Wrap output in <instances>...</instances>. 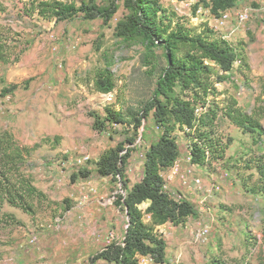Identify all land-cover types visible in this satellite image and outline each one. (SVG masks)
<instances>
[{
	"label": "rangeland",
	"instance_id": "obj_1",
	"mask_svg": "<svg viewBox=\"0 0 264 264\" xmlns=\"http://www.w3.org/2000/svg\"><path fill=\"white\" fill-rule=\"evenodd\" d=\"M0 1L6 6L0 12V25L10 28L18 40L17 52L23 50L19 62H0V130L10 129L22 144L38 145L24 170L46 194L34 214L6 206L20 223L0 228V264H111L90 259L106 243L122 239L129 217L117 202L127 191L121 180L99 175L97 161L123 143L132 149L125 171L130 185L142 177L144 152L160 131L153 111L138 131L133 121L152 98L167 66L165 49L155 48L159 65L148 75L144 39L120 34L130 13L124 0H116L118 10L107 24L82 15L49 21L23 13L29 0ZM94 1L104 5L111 0ZM261 1L237 0L231 21L220 27L219 15L202 0H160L190 25L212 28L244 48L250 69L241 72L238 62L232 70L221 72L225 77L216 84L221 94L215 99L221 101V108L228 96L236 98L247 114L264 107V13L242 25L235 20L239 7ZM100 67H109L117 77L110 93L97 92L90 80ZM12 84L18 87L4 93ZM108 106L121 110L127 122L105 120ZM221 108L216 132L229 142L226 157L196 168L201 188L183 184L179 176L168 181L171 194L185 195L197 210L181 225L186 250L183 264H264V193L252 191L259 175L254 166H248L252 158L264 153V131L243 130ZM261 120L264 129V116ZM175 134L179 164L185 170L192 167L190 141L181 130ZM80 170L90 175L73 181L72 175ZM141 208L145 209V203ZM203 225L210 226V236L206 243L196 244L194 236Z\"/></svg>",
	"mask_w": 264,
	"mask_h": 264
},
{
	"label": "trees",
	"instance_id": "obj_2",
	"mask_svg": "<svg viewBox=\"0 0 264 264\" xmlns=\"http://www.w3.org/2000/svg\"><path fill=\"white\" fill-rule=\"evenodd\" d=\"M202 1L214 15L237 6V0ZM124 6L130 13L120 34L125 38L141 36L144 39L147 46L144 63L148 67V75H152L159 65L155 48L163 47L166 52L167 66L157 80L153 96L133 121L134 129L138 131L143 119L153 111L160 135L146 148L143 176L132 185L125 174L132 149L124 148L120 143L103 153L97 161L99 175L119 179L123 183L127 194H121L117 204L124 207L129 218L124 237L106 243L90 261L143 264L142 259L147 257L154 264H161L166 261V241L159 227L167 222L184 225L197 214L190 200L177 199L170 193L163 176V172L180 157L175 131H183L189 139L194 164L211 165L214 161L223 160L229 142L216 132V119L221 108V101L215 99L221 94L216 84L223 81V73L232 70L236 63L240 62L239 68L243 73L250 69V64L244 48L212 28L204 26L200 29L190 25L172 8L164 7L160 0H124ZM117 10L116 0L104 5L94 0H83L81 4L77 0H29L24 4L23 13L49 21H65L82 15L88 20L101 18L107 24ZM4 11L6 6L0 1V12ZM11 33L10 28L0 25L2 63H17L21 59L23 50L17 52L18 40ZM90 80L99 93H110L117 85V77L109 67L95 70ZM17 87L18 84H12L4 93H10ZM211 96L214 99L209 105ZM223 102L221 110L232 123L246 131H264L261 122L264 107L247 114L236 98L228 96ZM198 106L205 107L201 115L196 112ZM105 120L127 122L121 110L110 106L106 107ZM133 142L134 139L130 138V143ZM37 146L22 144L10 129L0 130V228L10 229L11 225L20 223L13 213L6 210V206L34 214L36 206L46 198V194L34 184L33 176L24 170ZM248 166H254L259 175L252 191L264 193V153L252 158ZM89 175L90 171L80 170L72 175V180ZM146 202L150 204L142 209L141 205Z\"/></svg>",
	"mask_w": 264,
	"mask_h": 264
},
{
	"label": "built area",
	"instance_id": "obj_3",
	"mask_svg": "<svg viewBox=\"0 0 264 264\" xmlns=\"http://www.w3.org/2000/svg\"><path fill=\"white\" fill-rule=\"evenodd\" d=\"M235 8V7H234ZM232 8V9H234ZM232 9L227 11H222L220 15L218 16L217 24L220 27L225 26L229 21H231L232 17ZM264 13V0L259 2L258 4H250L243 7H239L238 10L235 13V20L238 25H242L245 22H247L253 15ZM62 64H60L61 66ZM204 111L203 106H198L196 108V112L198 115H201ZM188 160L192 167L186 168L185 170H182L179 164V159L174 163L172 167H170L167 171L163 172V176L165 179L166 187L169 189L168 185L171 179L174 177L179 176L185 185H190L191 183H194L197 188L202 187V180L201 178L197 177L195 175V170L199 165H196L192 162V155L190 150L188 151ZM195 167V168H193ZM171 193V190H169ZM176 197V196H175ZM177 199H186L182 194L176 197ZM211 233V228L208 225L201 226L198 231L196 232L194 236V240L196 244H204L208 241V238ZM111 242V241H110ZM147 260H150L149 258L145 257L142 259L143 264L147 263ZM152 262V261H151Z\"/></svg>",
	"mask_w": 264,
	"mask_h": 264
},
{
	"label": "crops",
	"instance_id": "obj_4",
	"mask_svg": "<svg viewBox=\"0 0 264 264\" xmlns=\"http://www.w3.org/2000/svg\"><path fill=\"white\" fill-rule=\"evenodd\" d=\"M183 196L188 199L185 195ZM149 204L150 202L145 203V209ZM181 225L182 224L176 225L171 222H167L159 227L160 232L166 241V261L161 264H183L186 250L184 247L183 233H181ZM125 231L126 229L123 231V237ZM146 261L147 263L145 264H154L150 260L146 259Z\"/></svg>",
	"mask_w": 264,
	"mask_h": 264
}]
</instances>
